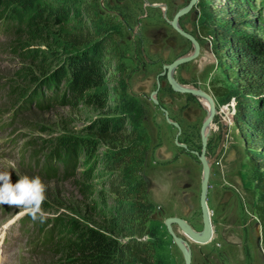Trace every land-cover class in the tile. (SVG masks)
<instances>
[{
  "label": "rangeland",
  "instance_id": "obj_1",
  "mask_svg": "<svg viewBox=\"0 0 264 264\" xmlns=\"http://www.w3.org/2000/svg\"><path fill=\"white\" fill-rule=\"evenodd\" d=\"M67 1L69 21L50 27V43L34 46L75 54L82 47L74 44L73 37L90 33L105 46L110 59L106 65L108 106L100 110L55 104L50 101L52 90L45 91L41 104L26 97L12 103L3 87L24 86L17 73L29 64L3 51L12 37L0 25V124L8 120L10 125L0 133V139L10 142L0 145V171L11 172L14 184L23 176L41 178L46 187L44 222L72 216L97 225L105 216L139 207L149 216L150 232L141 240L152 242L158 264H186V255L169 233L166 220H183L196 233L204 230L200 206L203 168L196 154L203 150L201 128L208 112L200 97L171 87L165 66L193 52V44L171 24L191 0ZM160 5L168 8V14ZM178 24L199 41L202 57L177 67L173 81L207 93L217 113L206 145L207 160L212 164L207 192L211 238L199 243L177 224L172 229L189 243L191 264H264L257 214L264 184V132L255 135L260 126L253 124L243 134L235 121L237 97H241L250 110L248 119L261 122L264 108L259 100L263 95L257 98L244 93L243 73L229 61L231 39L223 40L217 34L227 26L233 39L264 45V0H197ZM202 28L209 31L205 38L200 34ZM57 66L54 62L53 69ZM213 86L225 89L227 95L215 96ZM64 87L61 83L59 94ZM233 98L234 108L222 113L221 107L231 105ZM164 110L180 126L181 134L168 122ZM100 119L119 123L123 134L133 135L115 147L102 142L95 130ZM69 135L87 137L96 145L92 161H87L85 153L77 155L75 173H69L53 155L55 138ZM89 168L93 172L86 178ZM131 181H143L147 189L146 202L138 206L118 198L111 189L112 182L127 186ZM5 206L10 216L17 215L18 209ZM32 223L30 240L29 235L22 238L9 264L57 261L52 254H43L39 246L34 248L43 223Z\"/></svg>",
  "mask_w": 264,
  "mask_h": 264
},
{
  "label": "trees",
  "instance_id": "obj_2",
  "mask_svg": "<svg viewBox=\"0 0 264 264\" xmlns=\"http://www.w3.org/2000/svg\"><path fill=\"white\" fill-rule=\"evenodd\" d=\"M69 6L67 0H0V25L12 37L3 51H10L14 57L29 64V67L17 73L24 86L13 85L8 88L2 85L8 90L6 94L12 103L17 104L26 97L29 102L41 104L45 91L52 90L50 101L55 104L74 108L83 105L100 110L108 106L110 92L106 86V65L110 59L105 53V46L94 41L90 33L73 37L74 44L82 47L75 54L63 55L58 50L34 46L36 43H50V27L69 21ZM226 27L217 34H221L219 38L223 40L231 39V47L227 49L231 54L229 61L243 73L244 93L257 98L263 95L259 104L264 108V65L261 64L264 61L259 60V57H264V45L248 39H233ZM200 34L205 38L209 31L202 28ZM54 62L59 64L55 69ZM61 83L65 86L62 95L59 94ZM212 90L217 97L227 95L223 88L213 86ZM242 99L237 97L236 124L243 134L250 125L258 124L260 127L255 135H259L264 132V117H260L263 118L261 122L250 121V110L244 106ZM95 130L102 142L113 147L133 135L123 134L119 123L105 119L98 120ZM53 145L54 159L64 165L69 173H75L74 164L78 162V154L85 153L89 162L95 156V142L87 137L59 136ZM250 164L254 165L253 159ZM92 172L90 168L87 169L85 177L90 178ZM112 183L111 189L118 198L137 206L146 202L147 189L143 181H131L127 186L124 183ZM85 187L83 191H86ZM261 196L257 214L262 225L264 248V184ZM148 221L149 216L139 207L105 216L97 225L72 216L57 217L42 222L44 226L41 225L38 230L39 244L34 248L39 246L43 254L48 252L55 256L57 261L53 264H158L152 242L141 240L150 233Z\"/></svg>",
  "mask_w": 264,
  "mask_h": 264
},
{
  "label": "water",
  "instance_id": "obj_3",
  "mask_svg": "<svg viewBox=\"0 0 264 264\" xmlns=\"http://www.w3.org/2000/svg\"><path fill=\"white\" fill-rule=\"evenodd\" d=\"M196 3H197V0H191L190 4L187 7H185L184 9H182L176 15V17L173 19V21L171 22L174 29H176L183 37H185L186 39H188L189 41H191L193 43L194 52H192L189 55L180 57L177 60H175L173 63H171L170 65L165 66V70H167L168 82L175 91H178L180 93H189V94L196 95V96H205V97L209 98L212 102V114L208 116V118L206 119V121L203 125V128H202L203 150H202L201 155H199L198 153L196 154L199 156V160H200L202 167H203V179H202V185H201L200 206H201V211H202L204 230L200 236H197L195 233H190L189 229H187V227L185 226V225H187V223H185L183 220H180L177 218H171V219L166 220V225H167L169 233L171 234V236L173 237L175 242L179 245V247L182 249V251L184 252V247H183L184 244L188 247L187 254H185L186 259H187L186 264H191L192 253H191L190 245L187 241H185L184 239H181L180 237H178L175 234V232L172 229V224H177L178 226H180L183 229V231L191 237L192 240L199 242V243L208 242L211 238V233H212L210 215H209V210L207 207V192H208V186H209L211 167L208 164L207 158H206L207 137L205 136L204 132H205L206 127L213 121V118L216 114L214 102H213L212 98L208 94H206L205 92H202L199 90L194 91V90H189V89L178 88L177 86H175V83H174L173 78H172V72L177 67H179L180 65H183V64H186V63H189L191 61L196 60L201 54V47H200L197 39L194 38L193 36L189 35L185 31H183L178 26L179 18L182 17L187 12L191 11ZM168 121H169V123H172L171 120L168 119ZM174 125H175V123H174ZM177 127H179V126H177Z\"/></svg>",
  "mask_w": 264,
  "mask_h": 264
},
{
  "label": "clouds",
  "instance_id": "obj_4",
  "mask_svg": "<svg viewBox=\"0 0 264 264\" xmlns=\"http://www.w3.org/2000/svg\"><path fill=\"white\" fill-rule=\"evenodd\" d=\"M235 98L231 105L225 104L220 111L225 113L229 107L234 108ZM234 115V112L231 113ZM224 119H229L228 115ZM46 187L39 176H23L14 184L11 172L0 171V206H9L18 209L17 218L28 215L33 221L43 222L46 219L42 205L46 199Z\"/></svg>",
  "mask_w": 264,
  "mask_h": 264
},
{
  "label": "bare ground",
  "instance_id": "obj_5",
  "mask_svg": "<svg viewBox=\"0 0 264 264\" xmlns=\"http://www.w3.org/2000/svg\"><path fill=\"white\" fill-rule=\"evenodd\" d=\"M162 9H163V11L164 12H167V10H166V7L165 6H163L162 5V7H161ZM178 26H179V24H178ZM201 56V55H200ZM173 76H174V73L172 72V78H173ZM175 86H177L178 88H182V89H189V90H197V89H194L192 86H183V85H177L176 83H175ZM198 97H200V102H201V104L203 105V107L206 109V111L209 113L208 114V116L209 115H211L212 114V102H211V100L209 99V98H207V97H205V96H198ZM215 109H216V106H215ZM229 120V122L231 123V119H228ZM211 124V123H210ZM208 125L207 127H206V129H205V136L207 137V136H210V133H211V125ZM207 162H208V164L212 167V164H211V161H209V159L207 160ZM186 227H187V229H189V231H190V233H195L197 236H200L201 234L200 233H196L195 231H193L190 227H188L187 225H185ZM180 227V226H179ZM181 228V227H180ZM181 230L183 231V229L181 228ZM184 232V231H183ZM185 233V232H184ZM188 237H190L187 233H185ZM191 238V237H190ZM183 247H184V252H185V254H187V251H188V247L184 244L183 245Z\"/></svg>",
  "mask_w": 264,
  "mask_h": 264
},
{
  "label": "flooded vegetation",
  "instance_id": "obj_6",
  "mask_svg": "<svg viewBox=\"0 0 264 264\" xmlns=\"http://www.w3.org/2000/svg\"><path fill=\"white\" fill-rule=\"evenodd\" d=\"M159 7H162V5H160ZM167 14H168V9H167ZM166 15V14H165ZM180 26V25H179ZM195 38V37H194ZM198 41V40H197ZM191 42V41H190ZM199 42V41H198ZM192 43V42H191ZM193 44V43H192ZM199 45H200V43H199ZM200 47H201V45H200ZM193 52H194V45H193ZM201 52H202V48H201ZM191 54V53H190ZM187 55H189V54H187ZM201 55V54H200ZM186 56V55H185ZM200 57H202V55L201 56H199L198 58H200ZM197 58V59H198ZM196 59V60H197ZM195 61V60H194ZM168 80V79H167ZM172 87V86H171ZM200 91V90H199ZM183 94H189V93H183ZM207 94V93H206ZM196 96V95H195ZM198 97V96H197ZM213 100V99H212ZM215 106V105H214ZM216 110V109H215ZM164 112H165V114H166V117H167V120H168V113H167V111L166 110H164ZM216 113H217V111H216ZM209 114V113H208ZM216 115V114H215ZM215 117V116H214ZM208 118V117H207ZM206 118V119H207ZM206 119L204 120V123H205V121H206ZM213 120H214V118H213ZM169 122V121H168ZM213 122V121H212ZM211 122V123H212ZM204 123H203V125H204ZM172 124H173V126H175V127H177V125H174V123L172 122ZM202 128H203V126H202ZM202 128H201V139H202ZM177 129H179V134H181V128H180V126L179 127H177ZM202 144H203V142H202ZM185 146V145H184ZM187 146V145H186ZM188 150V149H187ZM186 150V151H187ZM202 153V152H201ZM201 153L199 154V155H201ZM197 157H198V159H199V156L198 155H196ZM206 158H207V150H206ZM200 161V160H199ZM201 163V162H200ZM202 165V164H201ZM203 168V167H202Z\"/></svg>",
  "mask_w": 264,
  "mask_h": 264
},
{
  "label": "crops",
  "instance_id": "obj_7",
  "mask_svg": "<svg viewBox=\"0 0 264 264\" xmlns=\"http://www.w3.org/2000/svg\"><path fill=\"white\" fill-rule=\"evenodd\" d=\"M168 9V8H167Z\"/></svg>",
  "mask_w": 264,
  "mask_h": 264
}]
</instances>
